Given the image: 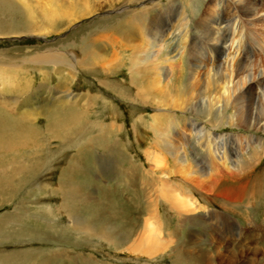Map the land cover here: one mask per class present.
<instances>
[{
  "label": "rangeland",
  "instance_id": "obj_1",
  "mask_svg": "<svg viewBox=\"0 0 264 264\" xmlns=\"http://www.w3.org/2000/svg\"><path fill=\"white\" fill-rule=\"evenodd\" d=\"M9 1L14 5L17 19L34 18L32 22L37 25V29L30 32L0 34V111L2 113L0 116L6 114V116L15 117L24 109L32 110L34 115L31 117L38 130L39 143L38 146L30 149L0 150V256H2L0 264H7L8 261L30 263L32 260L33 264H90L94 259L111 261L115 264H145L144 258L137 262L134 256L123 248L122 251L111 249L112 247L97 238L73 231L69 225V219L64 213H60V208L75 204L78 207L77 221L81 219L94 223L96 220H101L109 225L106 223L109 219L110 222L112 221L110 224L114 230L118 228L119 232L131 234L129 236L130 238L132 236L131 240L138 239L142 235L140 232L145 227L143 224H147L146 217L148 219V215L150 216V209H155L153 213L157 214L159 221H164V224L168 226L163 225L164 230L165 228L167 230L164 231V239H169L171 242L168 253L176 246L180 247V244L185 249L187 247L185 243L198 240L201 242V247L214 251V248L211 249L214 245L211 240L217 241L219 238L218 231L215 229L224 228L223 226L228 224L225 222L232 223L230 230L234 227L238 228L237 232L235 231V234L231 236L232 239H237L233 241L236 245L238 244L237 246L246 243L247 247L256 248L264 243L263 240L260 241L263 231L251 230L250 232L249 230L251 236L247 239L245 237L248 231H244L249 228L245 224L264 222V155L257 162L258 152L257 147L255 148V143L264 142V133H262L264 131L262 129L253 131L248 126L245 127L237 115L238 106L244 107L246 104L244 96L237 98L234 102L239 90L247 85L244 83V77H241V74L235 77L234 81L239 82L238 87L233 86L227 91L223 88V85H226L225 81L232 73L233 66L239 60L244 65L255 68H250L249 83L254 85L258 77L264 79V0H170V2L168 0H138L134 5L135 8L145 6L150 1L163 3L157 9L150 10L148 15L150 20H157V29L160 32L156 35V40L160 33L164 34L162 37L165 40L162 41L159 49L146 45L143 40H135L134 37V41L130 44L125 43L121 46V57L113 65L111 64V67L109 63L105 65L104 62L110 58L112 50L109 52V57L99 50L98 54L101 58L98 59V56H95L89 60L85 58L86 50L74 45L75 42L78 45L81 39L91 35L94 37L104 35V27L115 21L113 16L116 15L112 12L103 16V12L107 13L109 9L105 5V0H88L91 6L97 9L93 17H83L71 22L69 17L58 18L56 29H52L35 8V6L48 7V0ZM58 1L64 4L79 0ZM258 4L262 7L256 8ZM254 9H257L256 13H251ZM179 13H183L186 17L185 22L189 31L185 39L186 44L181 47L182 37L178 34L179 28L175 27ZM231 40L240 47L238 53L235 52L234 46H230ZM100 46L106 45L101 43ZM225 46L230 48L225 49ZM59 47L65 50L63 55L65 61L62 62L66 64L57 65L51 62L48 64L41 53L45 50L59 49ZM215 48L216 52L213 51ZM218 48L224 49V54L216 63L213 62V58H217ZM179 52L183 54V58L185 57L184 60L180 59ZM4 60L7 61L3 62ZM166 72L168 74L165 75ZM26 82H29L27 89L19 91L21 85H26ZM194 85L197 86V90ZM140 87L146 91L147 95L139 91ZM258 87L254 85L250 92L260 91L263 87L264 98V84ZM183 90L185 93L182 94H188L186 95L188 103L185 107L187 109L191 107L192 117L202 122V126L205 127L198 139V135L194 133L189 122L184 119L187 115L190 116L186 113L188 111L174 109L169 105L170 98H177ZM61 94L69 95L70 106H74L78 114L83 110V117L78 124L62 126L54 134L51 131L45 132L46 120L42 116V108L44 110L57 108L51 105V99L53 96H62ZM224 94H227V97H224ZM156 107L163 111L154 129L151 128L153 118L150 115L156 112ZM210 112L212 115L209 114ZM170 121L173 123H169ZM72 127L75 128L72 129ZM158 133L163 135L160 137L164 141L163 146L160 138L156 137ZM155 162L162 165L157 167ZM67 168L74 171L69 173L66 171ZM237 177L244 183V189L247 190L246 196L237 201L226 200L219 195V192L224 187L233 185ZM59 183L62 186L58 189ZM164 183L169 197L168 202L162 199L164 191L161 187ZM74 184L79 189V196L74 198L75 202L71 196L65 198V191ZM193 187L195 191H192ZM253 194L255 197L251 196ZM172 197L174 201L171 200ZM190 207L194 210L190 211L189 217ZM217 213L220 218L217 217ZM115 215L120 219L112 218ZM144 216H146L145 220ZM194 219L196 220L193 221ZM166 221H168L167 224ZM181 223L184 227L178 238H169L168 231L172 226H182ZM200 223L207 224L208 230L198 232L195 225ZM186 232L189 233L185 235ZM200 232L199 237L202 240L197 239ZM256 234L259 235L257 238ZM128 244L131 245V243ZM228 244H231L230 241ZM3 254L6 256L4 257ZM169 262L164 256V258H158L155 264H171Z\"/></svg>",
  "mask_w": 264,
  "mask_h": 264
},
{
  "label": "bare ground",
  "instance_id": "obj_2",
  "mask_svg": "<svg viewBox=\"0 0 264 264\" xmlns=\"http://www.w3.org/2000/svg\"><path fill=\"white\" fill-rule=\"evenodd\" d=\"M75 1V0H74ZM106 1V6L109 8L107 9V13L103 12V16L107 15L109 13L112 12V14H115L116 16H113L115 21H113V23H110V25L108 24V26L104 27L103 32H105L104 35H100L98 36H89L86 38L81 39V41L78 43L75 42L74 45L78 46V48L81 49H85L86 51L84 53L87 54V56L85 58H89V60L93 59L95 56H98V59L101 58V56H99L98 51L102 50L103 54L106 53V55H108V57L110 56V50L111 51V56L110 58L107 60V62L105 63H109L107 65H109L111 67V64L113 65V63L119 58L121 57V49L125 43L126 44H130V42L134 41V37L136 38L135 40H143L145 41L146 45H151L154 46L156 48L161 47L162 41H164L165 39L162 37L163 33H160L157 37L156 40V35L160 32L157 27V20L156 21H152L149 18L148 12L150 10L153 9H157L158 6L163 5L162 2L158 1V2H154V1H150L149 4H146L145 6L142 5V7L140 8H135V3L138 0H105ZM201 1V0H200ZM253 1V0H252ZM47 2H49L48 7H44V6H35L36 11L38 10L39 14L42 15L43 18H45L46 22L49 24L50 27H52V29H56V20L62 19V17H69L70 18V22L71 21H76L78 19H81L83 17H93L95 12L97 11V9L95 8V6H91V4L88 2V0H79L76 2H69V3H64L62 4V2L60 3V1L58 0H48ZM166 2V1H164ZM168 2H170V0H168ZM256 2V1H254ZM93 3V2H92ZM192 3V2H191ZM202 3V2H200ZM199 3V4H200ZM48 4V3H47ZM104 4V3H103ZM168 4V3H167ZM192 5V4H191ZM194 5V4H193ZM203 5V4H202ZM252 5V4H251ZM14 5L11 4V1L9 0H0V34H4V33H16V32H21V31H25V32H30L33 31L36 28V24H34L33 19L28 20V18H26L25 20L22 19H17V14L15 13V8L13 7ZM167 6V5H166ZM188 6V5H186ZM200 6V5H199ZM98 7V5H97ZM256 8H260L262 7L261 4H258L255 6ZM191 8V7H190ZM203 8V7H202ZM201 8V9H202ZM239 8V7H238ZM205 9V8H204ZM264 9V8H263ZM101 10V8H100ZM159 10V9H158ZM199 10V9H198ZM242 10V9H241ZM257 9L252 10L251 13H256ZM184 11V10H183ZM262 11V10H261ZM189 12V11H187ZM200 12V11H199ZM156 13V12H155ZM249 13V12H248ZM111 14V15H112ZM199 13H197L198 15ZM209 14V13H208ZM216 14V13H215ZM264 14V13H263ZM153 15V14H152ZM151 15V16H152ZM163 15V14H162ZM202 15V14H200ZM205 15V14H204ZM164 16V15H163ZM209 16V15H208ZM231 16V15H230ZM29 17V16H28ZM39 17V16H38ZM96 17V15H95ZM112 16H110L111 18ZM196 17V16H195ZM257 17V16H256ZM16 18V19H15ZM18 18H21L20 16H18ZM25 18V17H24ZM68 18V19H69ZM213 18V17H212ZM218 18V17H217ZM155 19V17H154ZM186 17L183 15V13H179L176 21L177 24L175 25V27L179 28V32L178 34H180L179 36L182 37L181 42H180V47L181 46H185L186 44V36L188 31V27H187V22H185ZM196 19V18H195ZM204 19V18H203ZM68 21V20H67ZM210 21V20H209ZM111 22V21H110ZM205 22V21H204ZM223 22V21H222ZM69 23V22H68ZM67 23V24H68ZM107 23V22H106ZM210 24V23H209ZM213 24V23H212ZM216 24V23H214ZM101 25V24H100ZM222 25V24H221ZM47 26V28L49 27ZM207 26V25H206ZM221 27V26H220ZM44 28V27H43ZM46 29V27H45ZM50 29V28H49ZM59 30V29H58ZM95 30V29H94ZM198 30V29H197ZM220 30V29H219ZM51 31V30H50ZM208 31V30H207ZM217 31V30H215ZM59 32V31H58ZM220 32V31H219ZM222 32V31H221ZM216 33V32H215ZM93 34V33H92ZM211 34V33H210ZM164 35V34H163ZM195 35V34H194ZM194 38V37H193ZM213 38V37H212ZM191 39V38H190ZM221 39V38H219ZM224 39V38H223ZM218 40V39H217ZM225 40V39H224ZM194 41V40H193ZM221 42V41H219ZM104 43L106 46L105 47H101L100 44ZM225 43V41H224ZM194 44V43H193ZM189 45V44H188ZM221 45V44H220ZM191 46V45H190ZM213 46V45H212ZM231 47L234 46L235 48V52L239 51L240 47L236 44H234V40H231ZM134 47V46H132ZM179 47V48H180ZM189 47V46H188ZM228 47V46H227ZM227 47L225 46V49H227ZM125 48V47H124ZM138 49V47H136ZM143 48V47H142ZM194 48V47H193ZM214 48V47H213ZM230 48V47H228ZM129 49V48H128ZM136 49V50H137ZM182 49V48H181ZM126 50V49H125ZM157 50V49H156ZM219 50V54H217V58H213V62H219V57L221 58V55L224 54V49L222 50L221 48H218ZM195 51V50H194ZM216 52V48L213 50ZM65 50L61 49L59 47V49H51V50H45L44 53H41L42 56L45 58V60H47L48 64L49 62H51L52 64L56 63L57 65H65V61L63 58ZM113 52V53H112ZM153 52V51H152ZM158 52V51H157ZM173 52V51H172ZM188 52V51H187ZM193 52V51H192ZM197 52V51H196ZM248 52V51H247ZM72 53V52H71ZM75 53V52H74ZM79 53V52H78ZM198 53V52H197ZM228 53V52H227ZM238 53V52H237ZM241 53V52H240ZM3 54V53H2ZM66 54V53H65ZM180 54V52H179ZM195 54V53H194ZM236 54V53H235ZM234 54V55H235ZM1 55V54H0ZM40 55V54H39ZM77 56V53L75 54ZM73 55V56H75ZM149 55V54H148ZM151 56V55H150ZM78 57V56H77ZM200 57V56H199ZM210 57V56H209ZM223 57V56H222ZM30 58V57H29ZM36 58V57H35ZM171 58V57H170ZM174 58V57H173ZM185 58V57H184ZM183 58V54H180V59L184 60ZM236 59V58H235ZM7 61V60H6ZM5 60L3 62H6ZM24 61H26L24 59ZM23 61V62H24ZM28 61V60H27ZM31 61V60H30ZM146 61V60H145ZM175 61V60H173ZM197 61V60H195ZM200 61V60H199ZM210 61V60H209ZM244 61V60H243ZM190 62V61H189ZM188 62V63H189ZM203 62V61H201ZM200 62V63H201ZM222 62H223V58H222ZM221 62V65H222ZM241 60H239V62L233 66L232 68V73L229 76V78L225 81V86L223 85V88L227 91L228 89H230L231 87H238L239 82L236 80L234 81L235 77L238 76L239 74H241V77H244V83H246V87H244V89H240L235 101L237 98L243 97L245 98L246 104L244 107H242L241 105L238 106V108L236 109V111H238L237 115L240 118V122L241 120L243 121L245 127H249L250 129H254L255 130H260L262 129V131H264V98L262 95V89L261 88L260 91L257 90V92H250L251 90H253L254 85L261 87L264 84V79L263 78H259L257 82L253 85L252 83H249L250 81V65H244V63H240ZM252 62V61H251ZM174 63V62H172ZM171 63V64H172ZM182 63V62H180ZM194 63V61H193ZM198 63V61H197ZM144 64V63H143ZM177 64V63H176ZM175 64V65H176ZM206 64V63H205ZM212 64V61H211ZM215 64V63H214ZM213 64V65H214ZM220 64V63H219ZM106 65V64H105ZM146 65V64H145ZM148 65V64H147ZM165 65V64H164ZM179 65V64H178ZM204 65V64H203ZM170 67L172 65H169ZM177 66V65H176ZM109 67V69H110ZM184 67V66H183ZM211 67V66H210ZM214 67V66H212ZM54 68V67H53ZM86 68V67H85ZM190 68H193L192 66H190ZM220 68V67H219ZM254 68V67H253ZM252 68V69H253ZM42 69V68H41ZM46 68H44V71ZM48 69V68H47ZM150 69V68H149ZM178 69V68H177ZM221 69V68H220ZM255 69V68H254ZM76 70V69H75ZM127 70V68H126ZM173 70H176L173 68ZM184 70V69H183ZM196 70V69H195ZM208 71V68L206 69ZM51 71V70H50ZM168 71V70H167ZM192 71V69H191ZM194 71V70H193ZM223 71V70H222ZM142 72V71H141ZM150 72V71H149ZM156 72V71H155ZM183 72V71H182ZM185 72V70H184ZM183 72V74H184ZM216 72V70H215ZM219 72V71H218ZM234 72V73H233ZM77 73V72H76ZM187 73V72H185ZM143 74V72H142ZM168 74L167 72L165 73V75ZM128 75V74H127ZM139 75V74H138ZM154 75V74H152ZM221 75V73H220ZM219 75V76H220ZM145 76V75H144ZM155 76V75H154ZM159 76V75H158ZM6 77V76H5ZM130 78V76H128ZM161 77V75H160ZM165 77V76H164ZM252 77V76H251ZM146 78V77H144ZM159 78V77H158ZM166 78V77H165ZM217 78V77H216ZM207 79V78H206ZM219 79V77H218ZM8 80V79H7ZM170 80V79H168ZM205 80V79H204ZM209 80V79H208ZM130 81V80H129ZM191 81V80H190ZM195 81V80H193ZM141 82V81H140ZM161 82V81H160ZM145 83V82H144ZM156 84V83H155ZM171 84V83H170ZM183 84V83H182ZM190 84V83H189ZM29 85V82H26V85H21V87L19 88V91L25 90L27 89ZM147 85V83H146ZM162 85V84H161ZM164 85V82H163ZM185 85V84H183ZM152 86V85H151ZM175 86V85H174ZM173 86V87H174ZM193 86V85H192ZM18 87V85H17ZM166 87V86H165ZM180 87V86H179ZM190 87V86H189ZM197 86L194 85V88L196 89ZM200 87V86H199ZM258 87V88H259ZM178 88V87H177ZM191 88V87H190ZM201 88V87H200ZM220 88V87H219ZM205 89V88H204ZM197 90V89H196ZM201 90V89H200ZM235 90V89H234ZM139 91L143 94V95H147L146 91L140 87ZM158 91V90H157ZM199 91V90H198ZM208 91V90H207ZM233 91V90H231ZM152 92V91H151ZM201 92V91H200ZM236 92V91H235ZM161 93V92H160ZM159 93V94H160ZM164 93V92H163ZM181 95L178 96L177 98H170L169 101V105L171 108H180L188 111H184L187 114H189L190 116H186L184 119L187 120L189 122V124L191 125V128L194 130V133L197 136V139L201 137V135L203 134L204 128L202 126V122H199L198 120H196L195 118L192 117L191 113H192V108L191 107H185V105L188 103V97L186 95L188 94H182L185 93V90L180 92ZM179 93V94H180ZM230 93V92H229ZM4 94V93H3ZM152 94V93H151ZM177 94V93H176ZM58 95V94H57ZM62 95V94H61ZM211 95V94H210ZM227 95V94H226ZM224 94V97L226 96ZM234 95V93H233ZM1 96V95H0ZM28 96V95H27ZM173 97H175L176 95H172ZM193 96V95H191ZM159 97V96H158ZM199 97V96H198ZM222 97V96H221ZM227 97V96H226ZM220 98L217 97V100L219 101ZM131 99V98H130ZM201 99V98H200ZM11 100V99H10ZM9 100V102H10ZM13 100V99H12ZM69 100L70 97L69 95H62V96H53L51 99V105L57 106V108H55L54 110H44L42 108V116L45 118L46 123H45V127H44V131L45 132H50L52 134H54L58 128L60 127H64L65 125H74V124H78L81 121V118L83 117L82 112L80 111L79 114L78 112L75 111L76 108H74V106H70L69 104ZM160 100V99H159ZM192 100V99H191ZM195 100H197L195 98ZM232 100V99H230ZM234 100V98H233ZM232 100V101H233ZM1 101V100H0ZM14 101V100H13ZM12 101V102H13ZM16 101V100H15ZM162 101V100H160ZM167 101V100H166ZM202 101V99L200 100ZM209 101V100H208ZM223 101V100H222ZM239 101V100H238ZM237 101V102H238ZM227 102V101H226ZM225 102V103H226ZM233 102V103H234ZM17 103V102H15ZM239 103V102H238ZM244 104V102H242ZM14 104V103H13ZM37 104V103H36ZM190 104V103H189ZM206 104V103H205ZM218 104V103H217ZM216 104V105H217ZM241 104V103H240ZM35 105V104H34ZM166 105V104H165ZM202 105V104H201ZM226 105V104H225ZM235 105V104H234ZM238 105V104H237ZM33 106V104H32ZM156 106V105H155ZM159 106V105H158ZM157 106V107H158ZM188 106V105H187ZM198 106V105H197ZM203 106V105H202ZM5 107V106H4ZM155 109L156 112H153L150 116L152 119V123H151V128H154L157 126V122H159L158 120L160 119V117L162 116V109L157 108ZM160 107V106H159ZM163 107V106H162ZM207 107V105H206ZM224 107V105L222 106ZM221 107V109H222ZM15 108V107H14ZM202 108V107H201ZM215 108V107H214ZM231 108V107H230ZM6 109V108H4ZM2 109V110H4ZM194 109V108H193ZM203 109V108H202ZM208 109V108H207ZM216 109V108H215ZM226 109V108H225ZM229 109V108H228ZM152 110H154V108L152 107ZM213 110V109H212ZM231 110V109H229ZM5 111V110H4ZM220 111V109H219ZM227 111V110H226ZM198 112V111H197ZM203 112V111H202ZM218 112V111H217ZM228 112V111H227ZM1 113V111H0ZM177 113V112H176ZM207 113V112H206ZM215 113V112H214ZM234 113V112H233ZM2 114V113H1ZM3 114H5L3 112ZM185 114V113H184ZM193 114V113H192ZM210 115H212V113H209ZM208 114V115H209ZM229 114V113H227ZM232 114V113H231ZM236 115V113H234ZM34 113L32 112V110H28V109H24L21 113L17 114L15 117L12 116H6L2 115L0 116V150H4V151H18L20 149H24V148H32L35 147L36 145L38 146V130L35 123H34V119H32L31 116H33ZM178 115V114H176ZM218 115V114H217ZM216 115V116H217ZM223 114H221L222 116ZM226 115V114H225ZM230 115V114H229ZM236 115V116H237ZM200 116V115H199ZM220 116V119H221ZM227 116V115H226ZM86 117V116H85ZM195 117V116H194ZM204 117V116H203ZM209 117V116H208ZM207 117V118H208ZM142 118V117H141ZM202 118V117H201ZM205 118V117H204ZM263 118V119H262ZM198 119V117H197ZM206 119V118H205ZM180 120V119H178ZM200 120V119H199ZM209 120V118H208ZM85 121V120H84ZM224 121V120H223ZM232 121V120H231ZM234 121V119H233ZM232 121V122H233ZM236 121V120H235ZM260 121H263L260 123ZM151 122V121H150ZM216 122V121H215ZM220 122V121H219ZM230 122V121H229ZM136 123V122H135ZM148 123V122H147ZM169 123H173V121H170ZM209 123V122H208ZM221 123V122H220ZM223 123V122H222ZM221 123V124H222ZM81 124V123H80ZM211 124V123H209ZM224 124V123H223ZM232 124V123H231ZM205 125V124H204ZM215 125V124H214ZM219 125V124H218ZM217 125V127H218ZM234 125V123H233ZM232 125V126H233ZM238 125V124H237ZM243 125V124H242ZM140 126V125H139ZM159 126V124H158ZM77 127V126H76ZM141 127V126H140ZM163 127V124H162ZM216 127V125H215ZM221 127V126H220ZM231 127V126H230ZM239 127H241V125L239 124ZM75 128V127H74ZM72 127V129H74ZM139 128V127H138ZM165 128V127H164ZM219 128V127H218ZM217 128V130H218ZM233 128V127H232ZM172 129V128H171ZM153 130V129H152ZM173 130V129H172ZM171 130V131H172ZM216 130V129H215ZM111 131V130H110ZM147 131V130H146ZM164 131V130H163ZM246 131V130H245ZM248 131V130H247ZM154 132V131H153ZM232 132V131H231ZM257 132V131H256ZM143 133V132H142ZM156 133V132H155ZM166 133V132H165ZM193 133V132H191ZM219 133V132H218ZM222 133V132H221ZM233 133V132H232ZM231 133V134H232ZM264 133V132H262ZM154 134V133H153ZM163 134V133H162ZM167 134V133H166ZM205 134V133H204ZM254 134V133H253ZM43 135V134H42ZM144 135V134H143ZM193 135V134H192ZM207 135V134H206ZM227 135V134H226ZM163 137V135L161 134H157V138ZM223 136V133H222ZM96 137V136H95ZM169 137V136H168ZM182 137V136H181ZM193 137V136H192ZM196 137V136H195ZM42 138V137H41ZM232 138V137H231ZM230 138V139H231ZM94 139V138H93ZM207 139V138H206ZM213 139V138H212ZM219 139V138H218ZM91 140V138L89 139ZM171 140V139H170ZM96 141V140H95ZM167 141V140H165ZM175 141V140H174ZM222 141V140H221ZM238 141V140H237ZM153 142V141H152ZM160 142L162 144V142L164 143V141L160 138ZM170 142V141H168ZM219 142V143H218ZM217 143L220 144L221 142L218 141ZM91 143V142H90ZM89 143V144H90ZM93 143V142H92ZM211 144V143H210ZM169 145V144H168ZM176 145V144H175ZM200 145V144H199ZM213 145V144H212ZM216 145V144H215ZM214 145V146H215ZM221 145V144H220ZM225 145V144H224ZM159 146V144H158ZM163 146V144H162ZM161 146V147H162ZM219 146V145H218ZM217 146V147H218ZM155 147V146H154ZM157 147V146H156ZM166 147V146H165ZM164 147V148H165ZM171 147V146H170ZM200 147V146H199ZM222 147V146H221ZM228 147V146H227ZM257 147V148H256ZM163 148V147H162ZM172 148V147H171ZM177 148V147H176ZM213 148V147H212ZM246 148V146H245ZM255 148L256 151L258 152L257 155V162H259L262 158V156L264 155V142H260L258 141L257 143H255ZM155 149V148H154ZM179 149V148H178ZM225 149V148H224ZM237 149V148H236ZM216 150V147H215ZM154 151V150H153ZM177 151V150H175ZM180 151V149H179ZM218 152V149L216 150ZM244 151V150H243ZM157 152V151H156ZM167 152V151H166ZM212 152V151H211ZM233 152V151H232ZM153 153V152H151ZM214 153V152H213ZM252 153V152H251ZM148 154V153H147ZM186 154V153H185ZM212 154V153H211ZM162 155V154H161ZM188 155V154H187ZM220 155V154H219ZM250 155V154H249ZM248 155V156H249ZM221 156V155H220ZM251 156V155H250ZM169 157V156H168ZM178 157V156H177ZM193 157V156H192ZM225 157V156H224ZM233 157V156H232ZM196 158V157H195ZM215 158V157H214ZM221 158V157H220ZM219 158V159H220ZM235 158V157H234ZM251 158V157H250ZM148 159V158H147ZM152 159V158H151ZM159 159V158H158ZM157 159V160H158ZM164 159V158H163ZM188 159V158H187ZM218 159V158H217ZM243 159V157H242ZM162 160V159H161ZM175 160V159H174ZM252 159H250L251 161ZM254 159V161H256ZM155 161V160H154ZM173 161V160H172ZM195 161V160H194ZM200 161V160H199ZM209 161V160H208ZM220 161V160H219ZM222 161V160H221ZM225 161V160H223ZM222 161V162H223ZM253 161V160H252ZM162 162H164L162 160ZM174 162V161H173ZM181 162V161H179ZM125 163V162H124ZM150 163V162H149ZM158 165H162L159 164V162H155ZM194 163V162H193ZM208 163V162H207ZM255 163V162H254ZM203 164V163H202ZM205 164V163H204ZM256 164V163H255ZM134 165V164H133ZM185 165V164H184ZM214 165V164H213ZM154 166V165H153ZM186 166V165H185ZM193 166V165H192ZM199 166V165H198ZM207 166V165H206ZM218 166V165H217ZM200 167V166H199ZM210 168V166H207ZM206 167V168H207ZM221 167H222V163H221ZM233 167V166H232ZM69 168V167H68ZM66 171H69V173L73 172L74 170L68 169ZM128 168V167H127ZM153 168V167H152ZM155 168V167H154ZM213 168V167H211ZM218 168V167H217ZM228 168V167H227ZM244 168V167H243ZM224 169V168H223ZM242 169V167H241ZM254 169V168H253ZM156 170V168H155ZM169 170V169H168ZM184 170V169H183ZM195 170V169H194ZM211 170V169H210ZM226 170V169H225ZM225 170L224 174H225ZM236 171V169H233ZM171 171V169H170ZM173 171V170H172ZM201 171V170H200ZM213 171V170H212ZM239 171V170H238ZM159 172V171H158ZM161 172V171H160ZM159 172V173H160ZM166 172V171H165ZM184 172V171H183ZM187 169H186V174H187ZM237 172V171H236ZM241 173H243L242 171H240ZM168 173V172H167ZM239 173V172H237ZM249 173V172H248ZM165 174V173H164ZM178 174V173H177ZM185 174V175H186ZM189 174V173H188ZM221 174V173H220ZM244 174V173H243ZM201 175V174H200ZM222 175V174H221ZM233 175V174H232ZM235 175V172H234ZM237 175V174H236ZM239 175V174H238ZM161 176V175H159ZM163 176V175H162ZM165 176V175H164ZM214 176V175H213ZM216 176V175H215ZM223 176V175H222ZM188 178H190L189 176H187ZM202 177V176H201ZM232 177V176H231ZM240 177V176H239ZM237 177L236 180L234 179L235 183L232 185H230L229 187H224L222 190H220L219 195L222 196L223 198H225L226 200H230V201H237L243 197H245L246 195V191L244 189V183L243 181H241V178ZM162 178V177H160ZM168 178V177H167ZM172 178V177H171ZM182 178V177H181ZM192 178V177H191ZM165 179V178H164ZM220 179V178H219ZM226 179V178H225ZM190 180V179H189ZM232 180V179H231ZM248 180V179H245ZM244 180V181H245ZM166 181V179H165ZM217 181V180H216ZM222 181V180H221ZM226 181V180H225ZM161 182V181H160ZM188 182V181H185ZM192 182V181H191ZM228 182V181H227ZM226 182V183H227ZM181 183V181H180ZM161 184V183H160ZM183 184V183H182ZM218 184V183H217ZM219 184H221L219 182ZM179 185V184H178ZM187 185V184H186ZM185 185V186H186ZM59 186L61 187L62 185L59 183L58 184V189ZM161 186V185H160ZM163 187H161V189L164 191V195L162 196L164 200H166V202L169 201V197L167 195V188H166V184H162ZM77 185H72L69 188H67V191H65V198L68 196H71L72 200L75 202L76 199L79 195H78V190L76 188ZM186 188V187H185ZM254 188V187H253ZM160 189V190H161ZM191 189H194L191 188ZM206 189V188H205ZM205 189H203V191H205ZM249 189V188H248ZM181 190V189H180ZM183 190V188H182ZM162 191V192H163ZM192 191H195L192 190ZM197 191V190H196ZM256 191V190H255ZM254 191V192H255ZM189 192V190H188ZM201 192V191H200ZM81 193V192H80ZM183 193V192H182ZM198 193V192H197ZM207 193V192H206ZM57 194V193H56ZM162 194V193H161ZM208 194V193H207ZM206 194V197H207ZM186 195V194H185ZM201 195V194H200ZM209 195V194H208ZM217 195V194H216ZM172 196V195H171ZM178 196V195H177ZM177 196H175V198H177ZM205 197V195H203ZM252 197H255V195H251ZM188 197V195H187ZM203 197V198H204ZM202 198V199H203ZM221 198V197H220ZM247 198V197H246ZM173 200V197L171 199ZM170 200V202H171ZM207 200V199H206ZM223 200V199H222ZM176 201V200H175ZM184 201V200H183ZM204 201V200H203ZM165 202V203H166ZM180 203V201H177ZM207 202V201H206ZM211 202V201H210ZM201 203V202H200ZM228 203V202H227ZM175 204V203H174ZM173 204V205H174ZM188 204V203H187ZM230 204V203H228ZM169 205V204H168ZM167 205V206H168ZM176 205V204H175ZM180 205V204H179ZM184 205H186L184 203ZM223 205V203H222ZM69 207H62L60 208V213H64L66 215V217L69 219V225L72 228L73 231L80 233L81 235H87L91 238H97L98 240H101L102 242H104L107 246L112 247L111 249L114 250H118V251H122L123 249L126 250V252L128 251L129 253H131V255L134 256V260L135 261H140L141 258H144V263L145 264H155V262L157 261L158 258H164V256H166V258L170 261L169 263L171 264H264V243H261V245L256 248L254 247H247L246 243L242 244L241 246H237L236 243H233L235 239H232V234H235V231L238 229L237 227H234L233 229L230 230L231 228V224L229 222H225L228 224H225L223 227L225 228V231H223L224 228L219 229L220 227H217V229H215V231H218V240H211L212 244V248H214V251L210 250V249H205L203 247H201V242L195 241V242H187L186 244V248L184 249L181 244L180 247L176 246L173 250H171L168 253V249H169V243L170 240L169 239H164V226L168 227L167 225H165L164 221L161 222V220L159 221L158 217L156 216L157 214L153 213L155 212V209H150V216L148 215V219L146 216H144V220L146 217V221L145 223L147 224H143L145 225L143 231L140 229V232L142 235L138 238V239H133L131 240V238L129 237L130 235L124 233V232H119L117 231L116 227L114 230L112 226V224H110V220L108 219V221H106V223H109V225H106L105 223H103L101 220H96V222L91 223V222H87L84 220H79V216L77 215V205H68ZM125 206V205H124ZM189 206V205H188ZM204 206V205H203ZM225 206V205H224ZM187 207V206H186ZM126 208V207H125ZM169 208V207H168ZM173 207H171L172 209ZM176 208V207H174ZM223 208V207H221ZM225 208V207H224ZM177 209V208H176ZM188 211V208H186ZM189 217H190V211H193V208H189ZM178 210V209H177ZM181 210V209H180ZM179 210V211H180ZM224 210V209H223ZM232 210V209H231ZM185 211V210H184ZM102 212V211H101ZM195 212V211H194ZM193 212V213H194ZM215 212V211H214ZM95 213V212H94ZM118 213V212H117ZM116 213V214H117ZM187 213V212H186ZM216 213V212H215ZM145 214V213H144ZM179 214V213H178ZM177 214V215H178ZM199 214V213H198ZM213 214V213H212ZM63 215V214H60ZM147 215V214H145ZM185 215V214H184ZM218 215V213H217ZM187 216V215H186ZM199 216V215H198ZM210 216V215H209ZM119 218L117 215L113 216L112 218ZM150 217V218H149ZM180 217V216H179ZM185 217V216H184ZM197 217V215H196ZM218 218H220V215L217 216ZM86 218V217H85ZM120 219V218H119ZM133 219V218H132ZM190 219V218H189ZM203 219V218H202ZM196 219H194L193 221H195ZM204 221V220H203ZM115 222V219H114ZM139 222V220H138ZM168 221H166L167 224ZM122 223V222H119ZM170 223V222H169ZM180 223V222H179ZM186 223V222H185ZM188 223V222H187ZM195 223V222H194ZM117 224V222H116ZM124 224V222L122 223ZM126 224V223H125ZM134 224V223H133ZM139 224V223H138ZM230 224V225H229ZM164 225V226H163ZM182 226L178 227V226H172L171 230L168 231V236L169 238H178V235L180 233V231L183 229L184 225L183 223H181ZM193 225V224H192ZM221 225V224H220ZM114 226V224H113ZM119 226V224H118ZM123 226V225H122ZM128 226V224H127ZM139 226V225H138ZM137 226V227H138ZM170 226V225H169ZM245 226L248 229H244V231H248L246 232L247 235L245 237V239L249 238V236H251V234L249 233V230L251 232V230L254 231H263L264 232V222L262 224H258V223H254L252 224H245ZM136 227V228H137ZM195 227L197 228L198 232L199 231H206V229L208 230V225L205 223H200L195 225ZM194 227V228H195ZM222 227V226H221ZM245 227V228H246ZM135 228V230H136ZM140 228V227H139ZM128 229V227H127ZM138 229V228H137ZM229 229V231H228ZM263 229V230H262ZM71 230V229H70ZM86 230V233H85ZM226 230L228 232H226ZM134 231V229L132 230ZM137 231V230H136ZM167 231V230H166ZM209 232V231H208ZM237 232V231H236ZM134 233V232H133ZM189 232H186L185 235H187ZM242 233V232H241ZM201 232L198 234L197 239L202 240V238H200ZM256 238L259 236L258 234H256ZM139 236V235H138ZM248 236V237H247ZM81 237V236H80ZM185 237V236H184ZM86 238V237H85ZM192 238V237H191ZM88 239V238H87ZM90 239V238H89ZM188 239V238H187ZM193 239V238H192ZM178 240V239H177ZM186 240V239H185ZM210 240V239H209ZM264 241V233L263 235L260 237V241ZM97 241V240H96ZM176 241V240H175ZM194 241V240H193ZM206 241V240H204ZM230 241L231 244H228V242ZM184 242V241H183ZM235 242V241H234ZM128 243H131L128 244ZM208 243V242H206ZM128 244V245H127ZM173 244V243H172ZM189 244V245H188ZM175 245V244H174ZM208 245V244H207ZM232 245V246H231ZM172 247V246H171ZM219 247V248H218ZM123 248V249H122ZM173 248V247H172ZM10 252V251H9ZM8 252V255H10ZM12 252V251H11ZM3 253V252H2ZM16 253V252H15ZM19 253V252H18ZM65 253V252H64ZM20 254V253H19ZM23 254V253H22ZM35 254V253H34ZM1 255V254H0ZM7 255V253H6ZM5 254H3V256H6ZM16 255V254H14ZM27 255V254H26ZM25 255V256H26ZM33 255V254H32ZM52 255V253H51ZM55 255V254H54ZM116 255V254H114ZM12 256V254H11ZM23 256V255H22ZM36 256V254H35ZM66 256V255H65ZM112 256V255H111ZM2 256H0L1 259ZM34 257V255H33ZM32 257V258H33ZM46 257V256H45ZM59 257V256H58ZM69 257V256H68ZM85 257V256H84ZM116 257V256H113ZM112 257V258H113ZM22 258V257H21ZM28 258V256L26 257ZM40 258V256H39ZM86 258V257H85ZM119 258V257H118ZM6 259V258H4ZM35 259V258H33ZM38 259V258H36ZM63 259V257H62ZM82 259V258H81ZM43 260V259H42ZM132 259H130L131 261ZM143 260V259H142ZM162 260V259H161ZM33 261V260H32ZM31 261V262H32ZM40 261V260H39ZM30 262V263H31ZM45 262V261H43ZM7 264H30L27 263L25 261L22 262H6ZM52 263V262H51ZM92 264H115L111 261H99V260H91ZM90 263V264H91ZM33 264V263H31ZM39 264H46V263H39ZM137 264V263H136Z\"/></svg>",
  "mask_w": 264,
  "mask_h": 264
}]
</instances>
